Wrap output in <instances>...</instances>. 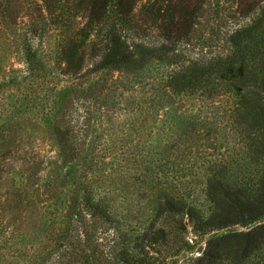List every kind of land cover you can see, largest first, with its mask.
<instances>
[{
    "label": "trees",
    "instance_id": "1",
    "mask_svg": "<svg viewBox=\"0 0 264 264\" xmlns=\"http://www.w3.org/2000/svg\"><path fill=\"white\" fill-rule=\"evenodd\" d=\"M41 1L44 7L36 4L35 15L33 5L0 0V29L7 30L13 15L30 19L28 35L40 41L47 31H57L58 76L80 79L112 71L144 79L131 89L152 95L146 103L139 97V110L145 105L157 113L162 103H172L190 116L209 109L215 98L233 100L235 119L245 125L238 128L245 136L240 140L246 150L242 166L258 176L235 180L224 159L207 168L197 178L204 200L212 204L209 213L193 186L176 194V185H189L183 182L186 176H166L167 188L158 192L148 226L137 228L118 214L108 182L91 173L72 192L50 255L30 257L25 264H264V0L247 2L250 21L223 32L215 51L195 38L215 0H154L139 11L141 0ZM18 17L9 21L17 23ZM33 45L27 39L23 52L34 71L46 64ZM222 112L229 115V108ZM237 223L253 225L245 232H219ZM189 231L207 238L199 256H191L198 241H189Z\"/></svg>",
    "mask_w": 264,
    "mask_h": 264
},
{
    "label": "rangeland",
    "instance_id": "2",
    "mask_svg": "<svg viewBox=\"0 0 264 264\" xmlns=\"http://www.w3.org/2000/svg\"><path fill=\"white\" fill-rule=\"evenodd\" d=\"M8 1L33 5V13L38 12L36 4L44 7L41 0ZM152 1L141 0L137 10ZM242 1L215 0L195 38L215 51L223 32L250 21L253 12L248 13L247 2L252 0ZM16 17L7 19V30L0 29V264H25L30 257L50 255L72 192L91 173L108 182L118 214L137 228L148 226L156 196L167 188L166 176H186L183 182L189 185H176V194L193 186L208 213L212 204L204 200L202 179L197 178L207 168L224 159L232 166L229 177L257 179L255 170L242 166L246 150L240 142L245 136L238 128L245 125L235 119L233 100L215 98L209 109L190 116L172 103H162L157 113L145 105L139 110V97L146 103L152 95L131 89L144 79L112 71L80 79L58 76L57 31H47L40 41L28 35L30 19L9 21ZM71 25L76 29L78 23ZM27 39L45 68L29 67L23 52ZM120 181L132 184L118 185ZM252 225L231 224L219 232H245ZM188 239H197L191 256H199L207 238L189 231Z\"/></svg>",
    "mask_w": 264,
    "mask_h": 264
}]
</instances>
